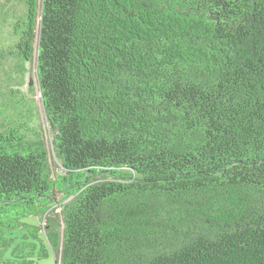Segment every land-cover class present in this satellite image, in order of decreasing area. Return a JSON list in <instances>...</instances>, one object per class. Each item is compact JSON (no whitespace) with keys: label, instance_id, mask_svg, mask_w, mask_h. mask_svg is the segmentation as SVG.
I'll list each match as a JSON object with an SVG mask.
<instances>
[{"label":"trees","instance_id":"obj_1","mask_svg":"<svg viewBox=\"0 0 264 264\" xmlns=\"http://www.w3.org/2000/svg\"><path fill=\"white\" fill-rule=\"evenodd\" d=\"M23 1L0 264H264V0Z\"/></svg>","mask_w":264,"mask_h":264},{"label":"rangeland","instance_id":"obj_2","mask_svg":"<svg viewBox=\"0 0 264 264\" xmlns=\"http://www.w3.org/2000/svg\"><path fill=\"white\" fill-rule=\"evenodd\" d=\"M0 10V51L3 50V48L9 51L13 49L12 45L19 36L17 29H14L15 16L24 12L25 4L23 0H0ZM2 11H5L7 14L2 16ZM13 60L14 58L9 54L3 59L0 57V107L12 111L14 103L19 100L20 97L22 101L18 103V105L25 112H27V108H33V125L42 127L45 131V137L51 145L53 131L44 110L42 94L37 78L36 62L35 60L27 61L25 74L20 79L10 80L8 74H14L15 66ZM10 89H19L20 92L17 93L15 97ZM51 158L54 171H60L61 166L58 164L56 158L54 156ZM26 220L32 223H38V221L43 223L44 217L37 218L32 216L26 218ZM25 232V228L16 229L14 231V235H16L15 240H21L20 235ZM55 259L56 255L52 250L47 257L36 260L34 264H55Z\"/></svg>","mask_w":264,"mask_h":264},{"label":"water","instance_id":"obj_3","mask_svg":"<svg viewBox=\"0 0 264 264\" xmlns=\"http://www.w3.org/2000/svg\"><path fill=\"white\" fill-rule=\"evenodd\" d=\"M55 264H58V262L55 260Z\"/></svg>","mask_w":264,"mask_h":264}]
</instances>
